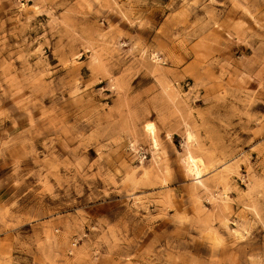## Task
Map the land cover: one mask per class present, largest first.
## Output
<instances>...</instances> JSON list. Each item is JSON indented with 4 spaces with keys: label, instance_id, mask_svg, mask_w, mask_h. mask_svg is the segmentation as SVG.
Instances as JSON below:
<instances>
[{
    "label": "rangeland",
    "instance_id": "obj_1",
    "mask_svg": "<svg viewBox=\"0 0 264 264\" xmlns=\"http://www.w3.org/2000/svg\"><path fill=\"white\" fill-rule=\"evenodd\" d=\"M0 264H264V0H0Z\"/></svg>",
    "mask_w": 264,
    "mask_h": 264
},
{
    "label": "bare ground",
    "instance_id": "obj_2",
    "mask_svg": "<svg viewBox=\"0 0 264 264\" xmlns=\"http://www.w3.org/2000/svg\"><path fill=\"white\" fill-rule=\"evenodd\" d=\"M144 130L150 136V139L152 141L153 146L156 147L157 146V139H156V135H155L154 126L152 125V123H146V125L144 126ZM186 139H187V141H190V139H191V134L189 132H187V134H186ZM201 167H202V161L200 159L195 158L191 154H189L187 156V158H186V171L193 174L195 176V179H197V181H199V182L201 181L200 180Z\"/></svg>",
    "mask_w": 264,
    "mask_h": 264
}]
</instances>
